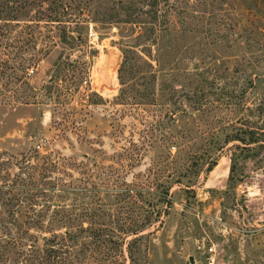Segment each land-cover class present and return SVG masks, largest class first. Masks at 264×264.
<instances>
[{
    "label": "rangeland",
    "instance_id": "obj_1",
    "mask_svg": "<svg viewBox=\"0 0 264 264\" xmlns=\"http://www.w3.org/2000/svg\"><path fill=\"white\" fill-rule=\"evenodd\" d=\"M16 1L0 0V264H207L212 243L215 264H264V0H156V34L120 22L128 0ZM129 46L164 65L123 96Z\"/></svg>",
    "mask_w": 264,
    "mask_h": 264
},
{
    "label": "trees",
    "instance_id": "obj_2",
    "mask_svg": "<svg viewBox=\"0 0 264 264\" xmlns=\"http://www.w3.org/2000/svg\"><path fill=\"white\" fill-rule=\"evenodd\" d=\"M20 2H21V0H17L15 3L21 4ZM126 3L132 4V6H133V2L130 0H128ZM156 3H157L156 0H150V1H148L147 5H145V8H136L135 6L123 7L122 9H125L127 11L126 12V19H125V21H120V22L125 23V24H131V25L140 24L139 28L142 29V25L144 24V22H141V21L136 22L135 20H137L138 17L146 15V16H149L150 18H152V21L149 22L150 26H149V28H147L145 30V32H147L148 34H151V33L156 34L157 30L154 27V22H153V21H157L159 18L158 10L156 9V7H157ZM21 8H24V5H22L20 7L15 6V7H13L12 11L17 12L18 10H16V9H21ZM6 20L10 21L11 19H6ZM66 38L67 37H66V34L64 32V34L62 35V39H61V42L63 44L66 43ZM157 45H158V42L156 43V42L152 41L151 46L149 48L145 47L144 50L150 51V53H151L150 49L153 46L157 47ZM160 48H161V50H163V46H161ZM135 53H136V46H129L128 49H125V56H123V61L121 62V65H120L119 70H118V79L120 81V85L123 87V89L121 91V94L123 93V96H124V94L133 91L136 86H139V82H138L139 81V73L144 72L145 74H148L152 78H154L153 75L156 72V68H159V67H161V65H164V64H160L158 62V57L153 56V54H150L147 58H145V57H142L141 55H138L135 57ZM162 54H164V53H162ZM162 70L163 69H161V71ZM193 75L197 76V74H195V73L191 74V76H193ZM121 77H124L127 80L123 81ZM145 84H146V82H145ZM189 101L194 103V104H197V103H200L201 100H189ZM47 161H48V158L46 157L44 159V163ZM63 192H65V191L63 190ZM168 204L169 203L166 202V206ZM32 205H34V204L28 203V204H25L23 206L16 205L15 207L20 206L23 209L29 210L31 212L32 211ZM58 208L63 213V216L60 217L59 220H56V223L62 222L64 225L71 227L72 223L74 221L73 214L69 211H64V209H62V207L60 205ZM66 208H70V205L67 204ZM167 208H168V206H167ZM165 213H166V211L163 212V214H165ZM159 214H160V212H158L157 215H159ZM31 220H32V218H30L29 215H27L25 221L19 222L18 220L13 219L12 222L9 221L8 224L10 226H14L16 229H20L22 224H23V226H25V225L29 226L31 224ZM64 235L69 236V232L66 231ZM101 243L102 242H99V246ZM49 252L51 253L53 251L51 250ZM68 264H71V263H68ZM81 264H85V261L83 260L81 262ZM86 264H87V261H86Z\"/></svg>",
    "mask_w": 264,
    "mask_h": 264
},
{
    "label": "built area",
    "instance_id": "obj_3",
    "mask_svg": "<svg viewBox=\"0 0 264 264\" xmlns=\"http://www.w3.org/2000/svg\"><path fill=\"white\" fill-rule=\"evenodd\" d=\"M89 37H92L93 39H96V33L92 32V30L89 31ZM34 73V69L30 68L27 70L26 75L27 76H31ZM87 83V81H84L83 84L85 85ZM37 149H39V145L36 146ZM219 249V244L218 243H212L208 249H207V264H215L216 259H217V252Z\"/></svg>",
    "mask_w": 264,
    "mask_h": 264
},
{
    "label": "water",
    "instance_id": "obj_4",
    "mask_svg": "<svg viewBox=\"0 0 264 264\" xmlns=\"http://www.w3.org/2000/svg\"><path fill=\"white\" fill-rule=\"evenodd\" d=\"M189 261H190V263H191V264H193V263H194V260H193V258H192V257H190V258H189Z\"/></svg>",
    "mask_w": 264,
    "mask_h": 264
},
{
    "label": "bare ground",
    "instance_id": "obj_5",
    "mask_svg": "<svg viewBox=\"0 0 264 264\" xmlns=\"http://www.w3.org/2000/svg\"><path fill=\"white\" fill-rule=\"evenodd\" d=\"M107 64H109V63H107Z\"/></svg>",
    "mask_w": 264,
    "mask_h": 264
}]
</instances>
